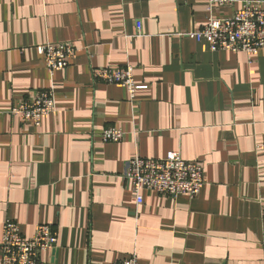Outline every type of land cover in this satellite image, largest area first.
<instances>
[{"label":"crops","instance_id":"crops-1","mask_svg":"<svg viewBox=\"0 0 264 264\" xmlns=\"http://www.w3.org/2000/svg\"><path fill=\"white\" fill-rule=\"evenodd\" d=\"M206 5L0 0V244L12 219L28 238L39 225L58 234L48 264H264V49L250 61L185 37L206 24ZM58 42L77 52L50 76L37 48ZM127 66L145 86L134 99L93 79ZM47 89L56 112L39 128L10 115ZM110 127L121 142L103 141ZM173 151L203 165L201 193L149 192L139 206L127 162Z\"/></svg>","mask_w":264,"mask_h":264},{"label":"built area","instance_id":"built-area-1","mask_svg":"<svg viewBox=\"0 0 264 264\" xmlns=\"http://www.w3.org/2000/svg\"><path fill=\"white\" fill-rule=\"evenodd\" d=\"M206 24L185 37L205 43L211 52L229 51L245 53L253 60L264 49V0H206ZM242 2V8L230 18H215V10L231 7ZM43 57L50 76L65 71L76 56L72 42L48 43L37 48ZM97 83L116 84L124 87L131 99L137 90L144 89L135 82L134 68H105L93 70ZM56 99L53 89L36 92L33 98H24L12 108L10 115L36 128L41 126L44 117L56 112ZM104 142L119 143L124 132L118 128H106L102 132ZM264 152V148L259 149ZM123 179L131 186L136 203L144 204V195L155 192L170 198L198 196L204 185V167L198 161L185 160L180 152H169L163 159H145L135 156L126 164ZM58 234L48 225H39L33 237L24 236L19 225L12 219L3 223L0 244L1 264H48L41 260L43 253L52 252L57 245ZM119 264H138L135 257Z\"/></svg>","mask_w":264,"mask_h":264},{"label":"rangeland","instance_id":"rangeland-1","mask_svg":"<svg viewBox=\"0 0 264 264\" xmlns=\"http://www.w3.org/2000/svg\"><path fill=\"white\" fill-rule=\"evenodd\" d=\"M178 152V151H177Z\"/></svg>","mask_w":264,"mask_h":264},{"label":"water","instance_id":"water-1","mask_svg":"<svg viewBox=\"0 0 264 264\" xmlns=\"http://www.w3.org/2000/svg\"><path fill=\"white\" fill-rule=\"evenodd\" d=\"M55 250V249H54Z\"/></svg>","mask_w":264,"mask_h":264}]
</instances>
